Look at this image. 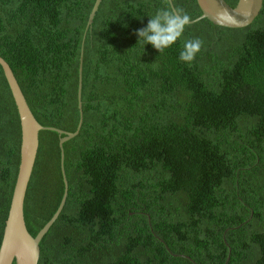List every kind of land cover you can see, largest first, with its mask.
<instances>
[{"label":"trees","instance_id":"obj_1","mask_svg":"<svg viewBox=\"0 0 264 264\" xmlns=\"http://www.w3.org/2000/svg\"><path fill=\"white\" fill-rule=\"evenodd\" d=\"M234 8L238 0H224ZM0 0V57L63 144L68 195L38 264H264V0L247 27L189 24L158 53L136 32L164 0ZM195 21L196 0H171ZM203 44L191 63L186 40ZM24 200L32 237L63 195L59 136L41 131ZM0 67V244L20 157Z\"/></svg>","mask_w":264,"mask_h":264},{"label":"water","instance_id":"obj_2","mask_svg":"<svg viewBox=\"0 0 264 264\" xmlns=\"http://www.w3.org/2000/svg\"><path fill=\"white\" fill-rule=\"evenodd\" d=\"M102 0H95L93 8L88 17L86 31L92 26L95 13ZM201 11V16L192 21L193 24L199 20L207 19L215 26L239 29L249 26L259 15L262 8V0H238L234 8L226 4L224 0H196ZM226 14L228 18H222ZM82 56L81 50L78 77V109L79 122L74 133H68L52 127L41 126L31 113L26 100L18 86V83L6 62L0 57V67L9 86L19 117L21 144L17 176L9 205L8 215L5 222L2 241L0 244V264H38L40 257V242L50 227L58 219L65 205L68 195V183L63 167L64 152L63 144L74 137L80 131L83 121L81 110V83H82ZM41 131H50L59 136L60 168L64 185L63 195L59 206L51 219L44 227L32 237L26 229L24 221V200L27 187L33 171L37 150L38 136Z\"/></svg>","mask_w":264,"mask_h":264},{"label":"clouds","instance_id":"obj_3","mask_svg":"<svg viewBox=\"0 0 264 264\" xmlns=\"http://www.w3.org/2000/svg\"><path fill=\"white\" fill-rule=\"evenodd\" d=\"M164 4L165 8L157 10L149 18L147 26L136 32L137 43H142L143 46L151 45L158 53L175 44L192 19L183 9L175 7L171 0H164ZM222 18L230 19L226 14ZM202 44L199 38L186 40L179 54V60L191 63L200 52Z\"/></svg>","mask_w":264,"mask_h":264}]
</instances>
